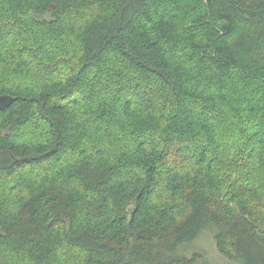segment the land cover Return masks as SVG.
I'll use <instances>...</instances> for the list:
<instances>
[{
	"label": "trees",
	"instance_id": "trees-1",
	"mask_svg": "<svg viewBox=\"0 0 264 264\" xmlns=\"http://www.w3.org/2000/svg\"><path fill=\"white\" fill-rule=\"evenodd\" d=\"M4 94L0 264H264V0H0Z\"/></svg>",
	"mask_w": 264,
	"mask_h": 264
},
{
	"label": "rangeland",
	"instance_id": "rangeland-1",
	"mask_svg": "<svg viewBox=\"0 0 264 264\" xmlns=\"http://www.w3.org/2000/svg\"><path fill=\"white\" fill-rule=\"evenodd\" d=\"M216 232V227L212 226ZM197 248L202 251L204 256L211 260L214 264H240L237 261H232L219 252L214 240L213 230L203 232L190 246H185L182 252L189 253Z\"/></svg>",
	"mask_w": 264,
	"mask_h": 264
},
{
	"label": "water",
	"instance_id": "water-1",
	"mask_svg": "<svg viewBox=\"0 0 264 264\" xmlns=\"http://www.w3.org/2000/svg\"><path fill=\"white\" fill-rule=\"evenodd\" d=\"M17 99V97H14L11 94H4L0 96V108L4 109L7 106L11 105L15 100Z\"/></svg>",
	"mask_w": 264,
	"mask_h": 264
}]
</instances>
